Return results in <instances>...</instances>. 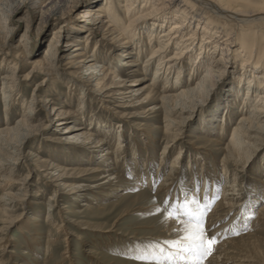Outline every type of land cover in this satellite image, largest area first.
Wrapping results in <instances>:
<instances>
[{"label":"bare ground","instance_id":"bare-ground-1","mask_svg":"<svg viewBox=\"0 0 264 264\" xmlns=\"http://www.w3.org/2000/svg\"><path fill=\"white\" fill-rule=\"evenodd\" d=\"M27 2L28 0H0V30H4L3 42L0 46L6 48L2 55L12 61L2 64L0 68V71L4 72V75L1 76L3 80L1 84L2 91H4L2 100L6 104L4 124L0 125V175L4 174L1 178L4 184L1 186L9 189L20 184V181L14 182L11 179L16 174L17 168L15 166L19 164L28 166L33 162H35L34 164L51 163V168L46 171L45 179L50 182L48 186L58 189L65 188L66 180L70 177H82L84 182L89 183L99 179L105 180L104 185L111 188L108 189L110 192H117L120 187L125 185H123L124 181L127 187L123 188L125 190L120 195L122 200L113 201V204L101 202L97 204L95 210L104 211L106 207L111 206L117 208L123 202L130 200L131 211L155 215L154 222L149 226L140 227V230L149 229L159 232L158 236L160 237L155 238V240L176 239L177 237L173 232V228L178 227L176 222L171 221L159 228L162 215L156 213L155 208L157 205L162 208L161 203L165 196L175 197V189L170 187L169 180H172L171 177L175 175L174 172L181 167L179 156L183 154V148H180L178 157L174 161L173 171L169 172L167 176H163L164 179L158 184L157 193L160 195L156 197L157 201L154 205L152 203L154 196L149 195L148 190L150 191L152 183L157 180L156 175L159 167L156 166L155 155L151 152L154 147L151 148L150 145L157 143V140L153 132L149 130V125L137 124V126H144L141 129L136 128V132H139L137 134L129 129V132L134 135V141H136L132 145V153L129 155L127 148L121 143L123 133H125L121 129L122 127H119V134L115 135L106 125L101 124L102 122L96 120V117L89 112V101L94 102L97 97L99 98V95L108 99H120L124 104L126 101H131L130 107L133 108L132 115L134 118L157 122L163 117L165 124L164 127L160 128L166 134L163 140L167 141L162 153V160H164L180 146L177 144L178 139L173 140L168 136L173 132L171 130L174 125L179 128L181 127L180 123L190 119L185 116L186 113L184 112H190L189 109L193 108L203 93L207 94L210 91L212 78L217 77L216 74L220 75L221 70H227L235 65L233 76L237 75L236 86L230 88V93L226 96L231 99V105H228L227 114L219 124L222 125L221 130L217 132L219 136L210 134L205 136L204 132V135L198 136L197 140L191 142L199 154L193 160L196 163L198 161L203 162L201 165L204 172L202 173H205L201 176L203 183H201L200 198L205 195L208 183L211 184L210 192L207 193L209 197L216 193L212 191V187L216 188L218 184L222 183L220 199L207 217L209 227L218 223V227L214 231H210L209 235L221 233L222 237L207 264H255L256 262L252 257L260 256V250L263 249L264 245V203L259 206L258 212L252 220L250 217L253 214L254 204L264 198V177L260 175L263 171L252 177V188H242L238 180L233 177L234 172L230 170L229 165L238 162L242 156L252 155V149L256 147L255 145H261L259 143L264 140V29L262 28L264 26V1L92 0L91 3L83 7L84 10L77 16L74 23L66 22L65 25L53 32V40L50 46L45 49L44 56L33 60L29 59V61H27L28 56L24 45L18 44L13 49L6 46L8 35L11 33L10 27L14 25L12 24L13 16L18 9H21V6L26 7ZM76 2L77 0H40L37 5L32 4L35 7H31L34 8L36 14L39 13L41 21L44 22L47 18L56 15L61 16L62 14L64 17L63 10L66 6L74 3V6L70 5L69 7L76 9ZM29 9L31 8L29 7ZM65 28L70 30L68 35L70 37L67 39L65 47H69V51L72 50L73 52H70L66 57L64 65L67 66L66 70L68 71H64L68 75L71 73L76 76L85 86L92 88L93 92L89 91V96L86 97L88 90L80 86L79 81L70 79L66 81L71 90H69L70 95L67 96V101L69 103L72 101V94L79 95V113H75L78 115L79 120L76 122L79 125L70 124L63 130H67L66 132L78 130L79 133H64L63 131V134H60L61 138L54 137L48 140L50 148L48 145L47 148L53 159L51 162L49 160L39 162L38 155L26 151L27 142L32 140L33 134L43 130V122L38 119L39 116L37 117L36 111L42 110L45 106L49 113L55 114V117L60 120L58 127L63 126L69 119L68 116L74 112L66 109L65 106L59 107V104H52V100H49L48 97L38 99L36 90V94H34L36 98L31 102L20 101L23 108L25 107V111L20 114L19 120L13 123L7 116L9 109L19 100L17 93L20 91L17 85L19 81L30 82L39 75L50 78L51 72L58 73L57 68L63 57L56 52H60L58 48L62 37L60 34L64 33L63 29ZM80 35L82 36L80 37ZM238 42L240 43L238 44ZM117 57L124 59L122 67L129 70L125 74L124 80L120 79L121 73H116L112 67L113 60ZM23 60L26 61V65L31 67L30 72L26 75H22L19 67ZM189 61H191V66L188 69L190 71L189 76L193 79L190 77L189 80H182L185 77L184 74L187 73L185 71H188L185 65ZM73 70L76 72L73 73ZM82 73L89 77V80L86 79L88 81L83 80L86 77H83ZM80 74L81 76H79ZM131 75L133 76L132 83L125 84L128 81L126 79ZM148 80L150 82L144 84ZM46 82L48 79L36 85L43 87ZM73 83L76 85H72ZM255 95L258 98L254 99ZM109 102L106 101V103ZM128 106L126 105L125 108ZM105 108L107 111L110 110L107 106ZM234 109L242 114L231 128L232 131L228 138L224 140V136L229 130L228 121H231L232 110ZM117 114L120 119L124 120V123L134 122L123 112ZM211 117L206 116L203 119L204 122L201 125L204 130H211L214 126V117ZM152 127L154 128V126ZM160 128L158 127L157 130L159 131ZM86 131L90 132L89 136L85 133ZM66 135L68 137L71 135L75 138L74 140L84 137L96 138L97 145L94 147L97 150H103L98 155L100 165L80 166L71 170L60 165L58 162L61 158L72 157L70 150L66 152L64 150L66 148L63 149L61 147L64 146L59 145L65 141ZM137 135L139 139L144 138V145L137 141ZM111 137L116 142V149L111 145ZM200 144L206 147L211 146L214 149L209 150L202 145L199 147ZM253 145L254 147H252ZM81 147L75 146V149L80 150ZM105 149L107 150L105 151ZM77 150L74 151L76 154L74 157L79 163L97 158L94 156L98 152L97 150L80 152ZM143 150H146L147 155L141 163ZM78 153L80 155H77ZM217 153L223 155V160L215 175L214 172H211L207 160L211 158L210 156L215 157L214 154ZM162 160L159 162L160 165L163 164ZM108 162H111L112 165L106 168L104 165ZM121 167H123L122 172L128 177L122 178L120 175ZM192 167L193 162L191 160L189 164L191 173L186 172V174H190V178L195 176ZM184 176L183 174L181 178L183 179ZM27 184V180H23L20 190L25 189L24 186ZM192 184L191 181V184L187 186L188 189H193ZM92 186L96 187L93 188L94 190L99 188L100 191L101 187L98 185ZM130 188L134 189L131 190ZM94 192L96 191H91L93 194ZM73 193L75 195L73 197L76 198L80 195L78 192ZM42 195L37 193L35 197ZM104 195L107 194L104 193ZM4 196L14 198L10 193L3 194L0 198V208L7 211L8 208L14 207L16 199L8 200ZM55 201H57L56 194L50 197L49 202L56 205ZM54 205H48L49 213ZM83 205L86 207V212H92L94 209L90 202ZM129 210L120 219L127 217L130 214ZM37 212L26 226L31 225L34 228L39 225L40 214ZM50 219H56L55 215L51 214ZM247 226L250 228H246ZM59 227L56 224L58 231L61 230ZM233 228L239 232L238 235L232 234ZM34 232L36 234L33 235L32 240L34 241L33 244H36L39 243L40 230L36 228ZM54 242V240H49L48 244L51 245ZM68 247L69 245H67ZM69 253V249H67V252L63 254V264L69 259Z\"/></svg>","mask_w":264,"mask_h":264},{"label":"rangeland","instance_id":"rangeland-1","mask_svg":"<svg viewBox=\"0 0 264 264\" xmlns=\"http://www.w3.org/2000/svg\"><path fill=\"white\" fill-rule=\"evenodd\" d=\"M37 1H39L38 3H40V0H28L29 3L27 2L26 7L21 6V9H18L15 12L12 19V24L14 25L10 27L11 33L8 35V41L6 45L8 46V48L10 47L12 49L15 48V46H17L18 44L24 45L28 56L27 61H29V59L33 60L34 58L44 56L43 54L45 53V49L50 46V43L53 40V32L59 29L61 26L65 25L66 22L74 23L76 21L77 16L80 15L84 10L83 7L86 6V4L91 3L92 0H77V2L75 3L76 9H73V7H69L70 5L72 6L74 3H71L70 5L66 6V8L63 10L64 17L62 14L61 16L56 15L51 18H47L46 20H44V22L41 21L39 13L36 14L34 8L31 7L37 5ZM29 7L31 9H29ZM13 9L15 10L16 8L14 7ZM262 28L264 29V26H262ZM63 30L64 33L60 34L62 35V37L61 39L59 38L60 43L58 48L60 49V52H56L58 53V55H62L63 57L59 64V67L57 68L58 73H48L50 75V78L48 76L45 77L44 75H39V77L30 80V82L19 81L17 84L20 90L19 92H17L19 100L9 109V115L7 116V118L13 123L16 120H19L20 114L25 111V107L23 108V105L20 101L24 100L25 103L31 102V100L36 98L34 97V94H36V90L38 99L41 100L42 98L46 99V97H48L49 100H52V104H59V107L65 106L66 109L74 112V114L68 116L69 119L66 121L65 124H63V126L58 127L57 125L60 120L55 117V114L49 113L45 106L42 108V110L36 111L37 117L39 116L38 119H41L43 122V130L34 133L32 136V140L30 139L28 142L26 141L28 143V148L26 149V151H31L35 153L36 156L38 155V158L40 160L39 162H41L42 160H49L51 162V159H53V157L50 155L51 153L47 148L48 140L54 137L61 138L60 134H63V131L64 133H79L78 130H72L70 132H66L67 130H63L70 124H73V126L79 125L76 122L79 120L78 115L75 114L79 113V95L72 94V101L70 103L67 101V96L70 95L71 90L70 87L67 86L66 81L69 79L77 82L79 81L80 86H83L84 88H86V90H88L86 97L89 96V91L93 92L92 88L85 86V84L81 80L77 79L76 76L72 75L71 73L70 75H68L64 71L67 67L66 65H64L66 62V57H68V54L73 51H69V47H65V43L70 37L68 36L70 30L69 28H65ZM3 34L4 30H0V45L3 42ZM81 36L82 35H80V37ZM239 43L240 42H238V44ZM4 50H6V48L0 46V68L2 67V64L12 62L10 59L2 55L5 52ZM123 60L124 59L122 57H117L115 58V60H113L112 63V67L116 71V73H121V80H124L126 77L125 74L129 72V70L122 67ZM190 66L191 61H189L185 65L186 70H188ZM19 67L22 72V75H26L30 72L31 67L26 65L25 60L20 62ZM235 68V65H232V68H229L224 71L221 70L220 75L216 74L217 77L212 78L209 88L210 91L207 94L203 93V95L200 97V100H197L193 108L189 109L190 112H184L186 113L185 116L189 117L190 119L185 122L182 120L183 123H180L181 127L179 128L175 127L174 125V128L171 130L173 132H171V135H168L173 140L178 139L179 141L177 144L178 146H180L174 151H172L169 157H166L164 160H162V153L164 145L167 141L163 140L166 134L163 129L161 130V128L164 127L165 124L163 117L161 118L162 120L160 119L161 121L158 120L157 122L136 119L132 115L133 108L130 107L132 105L131 101H126V104H124L120 99H108L100 95L99 98L97 97L94 100V102L91 103V101H89V112H91V114L96 117V120H100L102 122L101 124L106 125L108 129L114 132L115 135L119 134V127H122L121 129H123L125 133H123V140L121 139V143L125 146V148H127V153L129 155L132 153V145L136 142L134 141V135L132 132H135L137 134L139 132H136V128L141 129L144 127L141 125L137 126V124H145L146 126L149 125V130L153 132L157 140V143H152L150 146L151 148L154 147L152 148L154 150H152L151 152H153L155 155L154 162L156 163V166L158 165L159 170L156 175L157 180L152 183L150 191L148 190V194L154 196L155 201H157L156 197L160 195L157 193V189L159 186L158 184L160 183V181H162V179H164L162 178L163 176H167L169 172L173 171L172 169L175 163L174 161L178 157V153L181 150L180 148H183V154L179 156L181 158L179 160L181 162V167L178 168L176 172H174L175 175L171 177L172 180H169V184L171 185L170 187L172 189H175V197L172 198V196L169 195L170 203L175 201L178 197L192 193L197 186L199 189V196L201 197V183H203L201 176H203V174L205 173H202L204 172L202 170L201 165L203 162L198 161V163H196L193 160L199 154L197 153L196 148L192 146L191 141L197 140V137L204 135V132L205 136L208 134L212 136H219L217 132L221 130L220 127L222 126H220L219 124H221L222 120L225 118V115L227 114L226 112L229 108L228 105L231 103V99L226 96L230 93V88H234L236 86L235 79L237 75L233 76ZM188 71H185L187 73L184 74L185 77H183L182 80H189L191 76H189L190 71ZM75 72L76 71L73 70V73ZM2 75H4V72L0 71V125L4 124L3 119L5 118L6 113V104L5 101L2 100L4 94V91H2L1 84L3 81L1 79ZM79 76H81V74ZM82 76L86 77L83 73ZM132 78V75L128 76V78L126 79L128 81H126L125 84H131ZM47 79L48 82H46L45 86L43 85V87H37L36 84H41L44 80L46 81ZM86 79L89 80V77L83 78L84 81H88ZM148 82L150 81H145L144 84ZM72 85L76 84L73 83ZM255 98L258 97L255 95L254 99ZM106 101L110 102L106 103ZM238 104L239 102L237 103V105ZM126 105L129 106L125 108ZM106 106L110 108V110L108 109L109 111L106 110ZM121 106L124 107L122 108ZM237 109L232 110L231 121H228L229 130L228 133H226V135L224 136V140L228 138L230 132L232 131L231 128L236 124L238 118L242 114L240 112H237ZM118 112H123L125 116L132 118V121L134 122L130 124H128V122L124 123V120L118 117ZM206 116L208 118H210L211 116L214 117V126H212L211 130H204L203 126L201 125L204 122L203 119H205ZM45 118L47 119V121ZM12 126L15 125L12 124ZM152 126H154V128ZM158 127H161L159 131L157 130ZM129 129L132 130V132H129ZM212 131H215L216 133H211ZM85 133H87V136L90 135V132L88 133L86 131ZM64 139L65 141L59 145L64 146L61 148H66L64 149L66 150V152L70 150L69 152H72V157H68L67 159L61 158L62 161L59 158L60 161L58 163L60 165L65 166L70 170L80 166L87 167L88 165H100L98 155H100V152L103 150H97L94 147L95 145H97L96 138L93 139L89 137H84L80 138L79 140H74L75 138H73L71 135L69 137L68 135H66ZM124 139L126 142L124 141ZM108 140L110 139L108 138ZM111 141L112 147L115 148L116 142L115 140L113 141L112 137ZM137 141L140 142L141 145H144V138L139 139L138 135ZM259 144L261 145H255L257 148L254 147V145L252 146L254 147V149H252L253 153L252 155L247 156L248 158L242 156L238 162L236 161L237 163L233 162L229 165L230 170L234 172L233 177L238 180L239 185H241L242 188H252V177H255L256 174H259L262 171L263 172L260 175L264 177V140ZM201 145L206 147L203 144H200L198 146L200 147ZM75 146L82 147L80 148V150H77L75 149ZM206 148L210 150L213 147L207 146ZM75 150L79 152L86 150H97L98 152L96 153V155H94L97 158L96 160H89L87 162L81 161L79 163L74 157L76 155L74 154ZM106 150L107 149H105V151ZM77 155H80V153H78ZM146 155V150H143V152L141 153V163L143 161V158L146 157ZM214 155L215 157L210 156L211 158H209L207 161L209 162L208 166L210 167L211 172H214V174L216 175L218 167H221L220 165L223 160V155L218 153ZM161 160L163 161L162 165H160L159 163ZM191 160L193 162L192 168H194L195 173V176L193 178H190V174H186L187 171L191 173V168H189ZM34 163L35 162L31 163V165L28 166L22 164L15 166L17 168L16 174L14 175V177H11V179L14 182L20 181V184H17L15 187H11L8 189L4 186H1V184H4V182L1 180L4 174L0 175V198L3 196V194L10 193V195H12L14 199H11L8 196H4L5 199H16L14 207L8 208L7 211H3L0 208V264H63L62 256L65 252H67V249H69L70 257L69 259H67L65 264H138L137 261L126 258L123 253L127 252L130 248H135L137 244H144L149 241H154L155 238L160 237L158 236L159 232L157 231L149 229L143 231L139 229L140 227H146L151 225L155 220V215L146 213L140 214L131 211V208L129 207L130 200L123 202L122 205L117 208H112L111 206L106 207L104 211L95 210L97 208V204L101 202H104L106 204H113L114 202L122 200V197L120 195L125 190L123 188L127 187L124 181L123 185H125L120 187L117 192H110V190L108 189L111 188L107 185H104L105 180L99 179L96 182L89 183L84 182L82 180V177H70L66 180L67 185L65 186V188L58 189L56 187L48 186V183L50 182L46 181L47 179H45L46 171L47 169L51 168V163ZM110 163L111 162H108L104 166L107 168V166L109 167L112 165ZM122 171L123 167H121L120 171V175L122 176V178L128 177ZM183 174L185 175V179L181 178ZM25 179L27 180L28 184L24 186L25 189L20 190V185ZM191 181L193 182V184L195 182L194 186L192 184V190L188 189L187 187L189 186V184H191ZM92 185H98L102 189L100 188V191L99 188L97 190H94L93 188L96 187H93ZM220 186H222V183L218 184V187L216 188L212 187V191L216 192L217 189H220ZM210 188L211 184L208 183L207 189L205 191L206 193H204L207 194L208 192H210ZM130 189L133 190L134 188ZM91 191L96 192H94L93 194L91 193ZM73 192H78L81 196L78 195L77 198L73 197L75 196ZM103 192L109 195H104ZM37 193L43 195L41 197H35ZM55 194L57 197V201H55L56 205L49 202L50 197L54 196ZM88 202L93 204L92 206L94 207V209L92 212L85 211L86 207L83 204ZM216 203L217 201L215 202V204ZM262 203H264V198L254 204L253 214L250 217V220H252L256 216L258 208ZM50 204L54 205V207H52V211H50L49 213L48 205ZM161 206L163 208L162 203ZM127 210L130 211V214L127 217L120 219V217H122L123 214L127 212ZM35 212H37V214H40V221L38 223L39 225L34 228H32L31 225L26 226V224L31 221V218L36 215ZM51 214H54L56 219H50ZM56 224L60 226V231H58V229L56 228ZM163 225L164 224L162 223L159 224V228L163 227ZM36 228L40 230L39 243L33 244L34 241L32 240V238L35 236L34 234H36V232H34ZM246 228L250 227L247 226ZM246 228L245 230H247ZM49 240H54V244L49 245ZM67 245H69L68 248ZM213 252L206 258L204 264H207L210 261ZM252 258L256 262L255 264H264V245L263 249L260 250V256H253Z\"/></svg>","mask_w":264,"mask_h":264},{"label":"snow or ice","instance_id":"snow-or-ice-1","mask_svg":"<svg viewBox=\"0 0 264 264\" xmlns=\"http://www.w3.org/2000/svg\"><path fill=\"white\" fill-rule=\"evenodd\" d=\"M220 193L221 190L217 189L211 197L205 194L201 199L197 186L192 193L178 197L171 203L170 196H166L162 202L163 208L157 205L155 212L162 215V224L176 222L178 227L173 228V232L177 238L137 244L123 255L138 264H204L222 237L221 233L209 235L218 227V223L210 227L207 225L208 214L220 199ZM152 203L156 205L154 197ZM232 234L238 235L239 232L233 228Z\"/></svg>","mask_w":264,"mask_h":264}]
</instances>
